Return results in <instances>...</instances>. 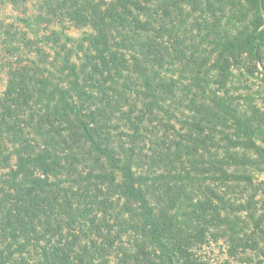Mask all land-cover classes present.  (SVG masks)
Here are the masks:
<instances>
[{"label": "trees", "instance_id": "1", "mask_svg": "<svg viewBox=\"0 0 264 264\" xmlns=\"http://www.w3.org/2000/svg\"><path fill=\"white\" fill-rule=\"evenodd\" d=\"M31 1L0 0L21 13L0 18V264H208L220 240L264 264V111L239 93L264 84V0Z\"/></svg>", "mask_w": 264, "mask_h": 264}, {"label": "rangeland", "instance_id": "2", "mask_svg": "<svg viewBox=\"0 0 264 264\" xmlns=\"http://www.w3.org/2000/svg\"><path fill=\"white\" fill-rule=\"evenodd\" d=\"M33 2H35V0L31 1V4H33ZM35 10V7L34 9ZM34 12V11H32ZM21 13L17 10L12 9L9 5H2L0 4V18H2L4 21L6 22H12V20L17 17L20 16ZM57 26H55V29H60L61 28H56ZM83 29H70L69 31H67V33L72 36L73 38L79 39L83 36ZM260 69H258V71H255V75L257 76L256 78H249L250 80L248 81V85L250 86L249 90L251 91H246L245 87H241L239 89V93L240 94H246V93H250L253 98L256 100L257 106L260 108V110L264 111V84H261V75H259L258 73ZM5 82H6V78L5 75L2 71H0V91H2L5 87ZM245 85V84H244ZM259 85V87H258ZM257 95H254V94ZM242 102V101H241ZM118 126L122 128L123 123L122 122H117ZM175 128H178V125H175ZM165 129V128H164ZM167 129V128H166ZM251 172H253V175L260 181H264V167L262 169V171H254L253 169H251ZM257 180V181H258ZM257 196V195H256ZM256 198H260V195ZM264 200V197L263 199ZM211 248H205V253L207 252L208 254V264H257L258 259L260 257H257L255 255H250V256H254V261L253 262H247L245 261L244 257L240 254H238L235 258L228 256L227 253V246L224 244V242L222 240L218 241L217 243H212ZM242 262H241V261Z\"/></svg>", "mask_w": 264, "mask_h": 264}]
</instances>
